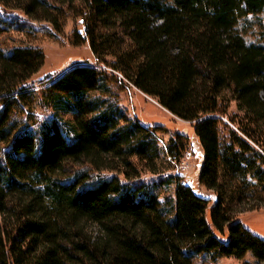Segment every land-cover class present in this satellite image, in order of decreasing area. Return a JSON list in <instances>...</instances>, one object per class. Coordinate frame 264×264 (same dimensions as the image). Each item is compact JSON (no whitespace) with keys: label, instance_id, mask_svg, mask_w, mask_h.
Returning a JSON list of instances; mask_svg holds the SVG:
<instances>
[{"label":"trees","instance_id":"obj_1","mask_svg":"<svg viewBox=\"0 0 264 264\" xmlns=\"http://www.w3.org/2000/svg\"><path fill=\"white\" fill-rule=\"evenodd\" d=\"M0 8L56 32L79 20L73 44L87 43L96 63L36 89L42 50L0 45V264H194L200 254L247 253L264 264V241L237 220L264 209V43L244 35L264 0H0ZM22 26L0 17V35ZM123 83L193 124L199 184L216 196L209 221V200L159 168L162 156H182L187 138L160 146L161 128L119 105Z\"/></svg>","mask_w":264,"mask_h":264},{"label":"rangeland","instance_id":"obj_2","mask_svg":"<svg viewBox=\"0 0 264 264\" xmlns=\"http://www.w3.org/2000/svg\"><path fill=\"white\" fill-rule=\"evenodd\" d=\"M2 16H7L9 20L24 25L20 31L14 28L0 35V45L3 48L35 47L44 53V65L32 78L36 89H38L40 81L53 78L72 65L96 64L87 43L77 47L73 44L74 31L83 34L79 20H74L71 17L64 19L62 29L56 32L46 23L25 22L24 17L15 11L4 12L0 8V17ZM245 29L244 35L248 42L260 41L264 43V10L257 16L249 17L245 23ZM117 100L128 117L144 127L161 128L156 134L160 146L166 147L169 139L176 140V134L187 138L185 140L187 149L182 156L177 157L175 153L162 156L159 168L161 174L178 176L181 184L190 186L196 195L209 200L206 210V219L209 221L210 212L216 203V196L199 184L203 155L194 136L193 124L172 116L154 99L143 95L126 83L119 86ZM234 111V106H232L230 112ZM145 179L149 180L151 177L145 176ZM170 193L171 190L163 195L167 196ZM237 220L245 229L264 241V209L240 214L237 216ZM193 262L194 264H260L250 253H247L242 259L200 254L194 257Z\"/></svg>","mask_w":264,"mask_h":264}]
</instances>
